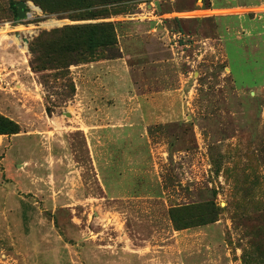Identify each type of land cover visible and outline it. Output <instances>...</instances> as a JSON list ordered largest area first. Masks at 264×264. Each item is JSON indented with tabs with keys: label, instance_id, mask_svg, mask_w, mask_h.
I'll return each instance as SVG.
<instances>
[{
	"label": "rangeland",
	"instance_id": "374dc122",
	"mask_svg": "<svg viewBox=\"0 0 264 264\" xmlns=\"http://www.w3.org/2000/svg\"><path fill=\"white\" fill-rule=\"evenodd\" d=\"M87 1L0 0V264H264V0Z\"/></svg>",
	"mask_w": 264,
	"mask_h": 264
},
{
	"label": "trees",
	"instance_id": "16d2710c",
	"mask_svg": "<svg viewBox=\"0 0 264 264\" xmlns=\"http://www.w3.org/2000/svg\"><path fill=\"white\" fill-rule=\"evenodd\" d=\"M116 1L127 2L133 0ZM87 3L86 9L90 7L89 0ZM56 11L59 12L61 10L55 9L52 12ZM86 16L94 18L97 15L86 12ZM114 31L112 23H98L79 26L68 25L49 32H42L37 38L32 40L30 45V68L33 72L38 73L41 69L68 68L71 65H75L80 62L75 60L76 57L87 55L94 49H111L117 45ZM65 60H68L66 64L63 63ZM8 123L10 124L11 122ZM6 131L1 130L0 135L17 133L14 130ZM171 218L175 222L174 217Z\"/></svg>",
	"mask_w": 264,
	"mask_h": 264
},
{
	"label": "crops",
	"instance_id": "0c3cea01",
	"mask_svg": "<svg viewBox=\"0 0 264 264\" xmlns=\"http://www.w3.org/2000/svg\"><path fill=\"white\" fill-rule=\"evenodd\" d=\"M234 2L233 3H231V5L227 8V10H233V9H246V8H248V9H255V8H257V7H259L257 4H255L254 2L253 3H247V4H241V3H239V1H235V0H233ZM258 3V2H257ZM259 5L260 6H262L263 5V3L262 2H259ZM246 7V8H245Z\"/></svg>",
	"mask_w": 264,
	"mask_h": 264
},
{
	"label": "water",
	"instance_id": "95a60500",
	"mask_svg": "<svg viewBox=\"0 0 264 264\" xmlns=\"http://www.w3.org/2000/svg\"><path fill=\"white\" fill-rule=\"evenodd\" d=\"M16 14H17L18 20H24L26 18V3L25 2H18L16 4Z\"/></svg>",
	"mask_w": 264,
	"mask_h": 264
},
{
	"label": "bare ground",
	"instance_id": "6f19581e",
	"mask_svg": "<svg viewBox=\"0 0 264 264\" xmlns=\"http://www.w3.org/2000/svg\"><path fill=\"white\" fill-rule=\"evenodd\" d=\"M17 39V38H16Z\"/></svg>",
	"mask_w": 264,
	"mask_h": 264
}]
</instances>
